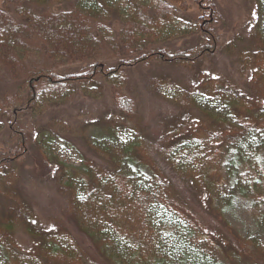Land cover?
Returning a JSON list of instances; mask_svg holds the SVG:
<instances>
[{
	"label": "trees",
	"instance_id": "trees-1",
	"mask_svg": "<svg viewBox=\"0 0 264 264\" xmlns=\"http://www.w3.org/2000/svg\"><path fill=\"white\" fill-rule=\"evenodd\" d=\"M68 2L74 3L71 10L51 11L57 3ZM194 2L198 15L182 22L166 0H2L0 75L16 90L0 100V114L12 113L0 120V132L6 134L0 177H8L9 164L26 151V136L20 130L24 110L65 101L97 79L109 86L114 111L132 121L134 104L123 91L126 70L152 64L189 69L209 55L219 43L216 29L221 17L214 0ZM113 18L121 25L117 34L111 27ZM187 34L199 37L191 48L168 51L160 45L166 37ZM262 36H253L254 49L240 57L239 75L249 74L245 92L215 78L203 81L202 95L178 84L169 92L163 80L151 78L152 95L187 116L164 126L160 138L148 140L139 130L121 148L94 144L97 158L107 163L104 166L93 161L80 168L51 166L46 157L65 206L46 230L34 226L33 213L24 203L9 207L0 221V260L4 264L264 263L261 241L235 235L218 209L220 198L226 197L224 156L232 152L241 163L234 174L237 183L243 178L247 185L243 190L257 201L255 212L264 214V173L254 165L258 146L264 145ZM72 65L84 66L60 75L54 72ZM198 98L221 101L223 113L203 109ZM193 111L198 118L187 115ZM57 123L62 127L57 137L73 135L66 124ZM49 127L55 133L57 125ZM133 162L147 173L140 168L142 173L135 174L128 167L135 166ZM228 164L233 173V160ZM69 228L90 240L100 262L85 254ZM20 233L33 240L29 249L16 243Z\"/></svg>",
	"mask_w": 264,
	"mask_h": 264
},
{
	"label": "rangeland",
	"instance_id": "rangeland-1",
	"mask_svg": "<svg viewBox=\"0 0 264 264\" xmlns=\"http://www.w3.org/2000/svg\"><path fill=\"white\" fill-rule=\"evenodd\" d=\"M166 1L178 10L182 22L194 21L198 15L194 0ZM214 2L221 17L216 29L220 38L219 43L194 67L183 69L152 64L146 69L136 66L126 70L128 82L123 91L134 104L132 121L123 119L114 111L110 101L109 86L97 79L90 83L84 92L78 91L65 101L63 99L55 101L42 110L37 108L33 111H23L20 118V130L26 136L27 148L22 157L16 158L12 164H9V176L0 177V221L8 208L19 202L24 203L32 211L34 216L32 221H35L34 226L38 229L46 230L52 226L49 221L59 217L65 201L56 192L51 171L44 162L46 157L51 166L61 164L80 168L86 161H93L104 166L107 163L104 159L97 158L92 149L94 144L100 147H113L114 143L119 146L117 148H121L127 143L125 141L129 137L134 138L136 131L139 130L148 140H155L160 138L164 126L169 122L187 117L182 116L173 105L152 95L148 88L151 78L163 80L168 85L169 92L172 91L174 84H178L182 87L196 89L197 93L201 94L204 91L202 83L208 78L222 79L240 92H245L249 74L246 78L239 75V71L243 68L240 57L243 53L254 49V37L260 34L264 39V0H214ZM73 4V2L57 3L51 7V11H69L73 8ZM0 8H3L2 0H0ZM111 27L117 34L121 29L120 22L113 18ZM198 41L197 34H187L166 37L160 45L165 50L174 51L191 48ZM108 64L111 65L112 62ZM80 66L84 65L59 68L54 72L60 75L62 72L74 71ZM14 85L0 75V100L15 93ZM199 99H197L198 104L203 109L223 113L225 107L221 101H210V98ZM3 114L6 119L12 115L8 110H4L0 114V120ZM187 115L191 118H198V113L194 111ZM57 122L66 124L73 135L58 136V138V131L62 127ZM52 123L57 125L53 134L47 130L48 126L52 128ZM5 140L6 134L1 130L0 153L6 152ZM257 150L259 157L254 165L256 164L258 171L264 173V145L258 146ZM43 152L44 156L41 155ZM231 160L233 164L230 166V171L233 173H229L228 170V163ZM130 165L129 163L128 167L135 174L147 173L143 167H140L143 169L141 172L137 164ZM223 167L225 172L227 170L225 190L223 188V194L226 197L220 198L219 211L229 222L235 235L242 238L257 237L264 245V214L259 216L255 212L254 207L257 201L243 190L247 187L242 181L243 178L238 184V179L234 176L241 169V163L233 159V153L229 152L224 156ZM236 184L238 185L235 186ZM211 227L213 230L217 229L214 224H211ZM71 231L85 254L92 261L100 262L92 250L90 240L80 233ZM15 240L22 250L29 249L33 244V240L25 233L15 236ZM0 264L4 263L0 260ZM235 264L249 263L239 260ZM260 264L264 263L260 262Z\"/></svg>",
	"mask_w": 264,
	"mask_h": 264
}]
</instances>
